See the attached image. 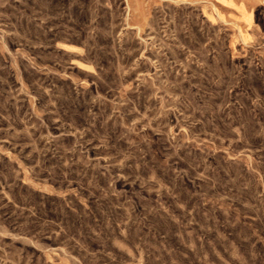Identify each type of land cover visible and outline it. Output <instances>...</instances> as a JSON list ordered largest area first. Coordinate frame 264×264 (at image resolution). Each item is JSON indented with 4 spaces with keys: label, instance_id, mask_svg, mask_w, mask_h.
<instances>
[{
    "label": "rangeland",
    "instance_id": "374dc122",
    "mask_svg": "<svg viewBox=\"0 0 264 264\" xmlns=\"http://www.w3.org/2000/svg\"><path fill=\"white\" fill-rule=\"evenodd\" d=\"M0 264H264V0H0Z\"/></svg>",
    "mask_w": 264,
    "mask_h": 264
}]
</instances>
